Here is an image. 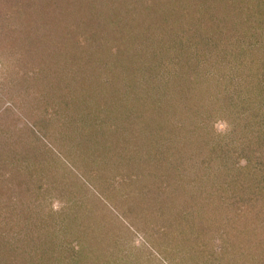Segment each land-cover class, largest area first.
<instances>
[{
  "label": "rangeland",
  "instance_id": "1",
  "mask_svg": "<svg viewBox=\"0 0 264 264\" xmlns=\"http://www.w3.org/2000/svg\"><path fill=\"white\" fill-rule=\"evenodd\" d=\"M25 1L0 0V242L16 254L10 264H264V191L237 173L264 98L249 101L243 86L230 96L224 81L219 110L202 120L193 98L175 107L166 88L159 99L126 60L132 27L148 38L162 24L142 2L85 0L102 11L82 22L73 0ZM184 2L157 10L170 27L159 28L163 44L186 22Z\"/></svg>",
  "mask_w": 264,
  "mask_h": 264
},
{
  "label": "trees",
  "instance_id": "2",
  "mask_svg": "<svg viewBox=\"0 0 264 264\" xmlns=\"http://www.w3.org/2000/svg\"><path fill=\"white\" fill-rule=\"evenodd\" d=\"M73 1L75 2L71 1V4L74 11L71 9L69 11L82 22L84 14L96 16L102 11L99 6L85 8L82 5L83 2L86 3L85 0ZM164 1L125 0L126 3H133L135 9L139 4H144L145 11L149 10L148 8L153 11L151 19L162 21L159 26H152L153 23L145 31L146 33L150 31L148 38L144 37L146 35L144 32L134 30L131 26L132 31L137 33L132 32L131 41L124 43L125 48L129 49L125 54L126 60L129 57L136 71H140V76L142 74L146 80L156 84L159 99L164 100L166 97V88L174 90L173 97L170 98L175 107H179L183 98L191 97L195 100V106L192 108L196 113L202 114L203 120L206 110L210 109V113L206 112L210 117L219 110L217 105L220 103L219 91L215 89L224 81L230 83L228 87L230 96L240 95L238 89L243 86L240 91L248 94L246 98L249 101L253 100L255 94H260L264 98V0H184L188 6L179 7L182 8L180 15L184 17L186 15L187 20L185 23L181 22L180 26L176 25L174 34L169 36L170 40L163 44L168 35L162 34L164 31L162 28H166L169 33L170 27L167 25V18L164 17L166 13L157 14V10L162 8ZM96 2H100V7L104 9L112 0ZM233 2H236L237 7L233 8ZM64 9H61V13ZM128 14L132 16L133 13L130 11ZM85 23L89 22L86 20ZM79 26L81 28L82 23H79ZM259 37L261 38L256 39ZM128 44L129 46H126ZM237 59L240 62L237 63ZM240 68L242 71L239 73ZM182 80L185 85L179 86ZM203 88L206 89L203 91ZM207 90L210 91L208 100L204 97ZM177 91L183 92L180 95ZM260 110L264 114V101ZM251 116H246L249 122L252 120ZM253 133L252 138L258 140L251 139L248 147L243 149L242 154L246 160L243 166L238 167L237 173L245 175L246 177L241 178L257 188L261 186L260 191H264V118ZM8 247L9 244L0 242V264L2 261L10 264L15 258L12 256H16Z\"/></svg>",
  "mask_w": 264,
  "mask_h": 264
}]
</instances>
